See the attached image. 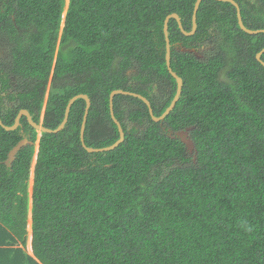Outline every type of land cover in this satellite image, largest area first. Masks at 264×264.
I'll return each mask as SVG.
<instances>
[{
    "label": "trees",
    "instance_id": "1",
    "mask_svg": "<svg viewBox=\"0 0 264 264\" xmlns=\"http://www.w3.org/2000/svg\"><path fill=\"white\" fill-rule=\"evenodd\" d=\"M235 1L246 27L264 28V0ZM194 2L0 0V51L11 55L0 67L3 124L20 109L39 122L50 71L41 124L55 129L84 93L86 146L119 137L112 90L143 95L159 116L177 85L163 21L175 12L189 31ZM196 23L186 36L168 21L182 87L162 121L139 98L114 96L124 131L115 148L81 145L82 98L57 132L37 136L24 116L14 130L0 126V264H264V66L255 57L264 32L240 29L228 1L202 0ZM188 126L195 160L174 136Z\"/></svg>",
    "mask_w": 264,
    "mask_h": 264
},
{
    "label": "water",
    "instance_id": "2",
    "mask_svg": "<svg viewBox=\"0 0 264 264\" xmlns=\"http://www.w3.org/2000/svg\"><path fill=\"white\" fill-rule=\"evenodd\" d=\"M202 0H195L194 2V6H193V10H192V16H191V29L189 31H185L182 27L181 21L179 16L176 13H170L168 15H166V17L164 18L163 21V35H164V40H165V63H166V67L167 70L169 71V73L171 74V76L176 80V90L174 93V96L170 102V104L168 105V107L159 115V116H155L153 114V110L151 108L150 102L148 101V99L146 97H144L143 95L136 93V92H131V91H127V90H122V89H115L112 90L109 94V111H110V116L111 119L113 120V122L116 124L117 126V130H118V134L119 137L110 145L108 146H104V147H98V148H94V147H89L86 146L84 143V128H85V123H86V119H87V114L89 111V107L91 105V101L90 98L84 94V93H79L77 95L72 96L68 103L66 104L65 110H64V116L62 121L60 122V124L55 128V129H50L47 128L45 126H43L41 123L39 122H35L31 115L29 114V112L26 109H20L17 113V115L14 118V122L12 125L7 126L5 124H3L1 118H0V126L3 127L5 130H14L16 129L19 125H20V119L22 116H24L27 120V122L36 129V131L39 132H46V133H54L57 132L59 130H61L68 118V114H69V110H70V106L72 105V103L74 102V100L78 99V98H82L83 100H85V107H84V113L82 116V121L80 124V133H79V137H80V142L81 145L83 146V148L87 151V152H99V151H107L110 149L115 148L119 143H121L124 139V131L121 127L120 122L116 119V117L114 116V111H113V98L116 94H123V95H131L134 96L136 98H139L140 100H142L147 108H148V112L149 115L151 116L152 120L155 122H159L162 121L164 119V117L172 110V108L174 107L176 101L179 99V96L181 94V87H182V79L174 72L172 71L171 67H170V41L168 38V21L170 18H174L177 22L178 28L180 29V31L184 34V35H191L194 33L195 29H196V13L199 7V4ZM219 1H228L231 4H233L236 8V17H237V22L238 25L240 27V29H242L243 31L249 33V34H255V33H260V32H264V28L262 29H250L248 27H246L243 22H242V18L240 15V10H239V6L238 3L235 0H219ZM264 52V46L256 53L255 57L256 59L264 66V61L261 59V55ZM192 128V126H188L183 130L174 132V135H177L183 142L185 148L187 149V151L189 153L193 152V160H195L196 158V149L194 146V142L191 139V137L189 136V130ZM171 137H174L172 135H170ZM28 142V140L24 137L23 139L19 140L12 148L11 150L8 152L7 154V158L4 161V163L7 161L9 163H6L7 166H9L11 164V162L14 160V156L15 153L24 145Z\"/></svg>",
    "mask_w": 264,
    "mask_h": 264
},
{
    "label": "rangeland",
    "instance_id": "3",
    "mask_svg": "<svg viewBox=\"0 0 264 264\" xmlns=\"http://www.w3.org/2000/svg\"><path fill=\"white\" fill-rule=\"evenodd\" d=\"M66 4H67V0H66ZM65 7H66V5H65ZM51 75H52V71H50L49 72V77H48V81H47V84H46V90H45V94H44V103H43V106H42V109H41V114H40V117H39V123H42V118H43V115H44V108H45V102H46V100H47V95H48V91H49V88H50V86H49V82H50V80H51ZM38 133H39V131H38ZM169 133H171V131H169ZM38 136V135H37ZM169 136H170V134H169ZM176 138H178V139H180L177 135H174ZM37 141L38 140H36L35 142H34V153H33V157L35 158V156H36V153H37V151H38V149H37ZM180 141L182 142V140L180 139ZM183 143V142H182ZM186 149V148H185ZM186 152H188L187 151V149H186ZM189 153V152H188ZM191 155H192V157H193V152L192 153H190ZM6 163H9V162H5V165L7 166V164ZM31 168V167H30ZM29 184H30V180H29ZM28 190L30 191V185H29V187H28ZM30 193V192H29ZM29 215H30V213H27V216L29 217ZM28 225V224H27Z\"/></svg>",
    "mask_w": 264,
    "mask_h": 264
},
{
    "label": "flooded vegetation",
    "instance_id": "4",
    "mask_svg": "<svg viewBox=\"0 0 264 264\" xmlns=\"http://www.w3.org/2000/svg\"><path fill=\"white\" fill-rule=\"evenodd\" d=\"M211 42H212V40H207L206 42H205V44L204 43H202V45L201 46H199V47H197V46H193L192 48H195V56H202V55H204L205 56V54L204 53H202V52H206V49L208 48V46L211 44ZM10 57H11V55L10 54H8V53H4V52H1L0 51V67H4V68H6V67H9L6 63L8 62V60L10 59Z\"/></svg>",
    "mask_w": 264,
    "mask_h": 264
},
{
    "label": "crops",
    "instance_id": "5",
    "mask_svg": "<svg viewBox=\"0 0 264 264\" xmlns=\"http://www.w3.org/2000/svg\"><path fill=\"white\" fill-rule=\"evenodd\" d=\"M26 228H27V232H28V242H27V246L25 248L26 250V253L28 255H31L33 256V253H32V248H31V243H30V240H31V234H30V224L28 223V225H26ZM19 243V242H17ZM34 257V256H33Z\"/></svg>",
    "mask_w": 264,
    "mask_h": 264
},
{
    "label": "clouds",
    "instance_id": "6",
    "mask_svg": "<svg viewBox=\"0 0 264 264\" xmlns=\"http://www.w3.org/2000/svg\"><path fill=\"white\" fill-rule=\"evenodd\" d=\"M173 13H175V12H173ZM177 14V13H176ZM197 14V13H196ZM178 15V14H177ZM180 18V17H179ZM181 21V20H180ZM196 29H197V23H196ZM196 29H195V31L194 32H196ZM192 35V34H191ZM187 36V35H186ZM213 39H214V36H212L211 38H208V39H205L204 41H203V43L205 44V42L207 41V40H212L213 41ZM194 50H195V48H193ZM37 133H38V131H37ZM39 134H40V132L38 133V136H39ZM248 230L250 231L251 230V228L249 227L248 228Z\"/></svg>",
    "mask_w": 264,
    "mask_h": 264
}]
</instances>
